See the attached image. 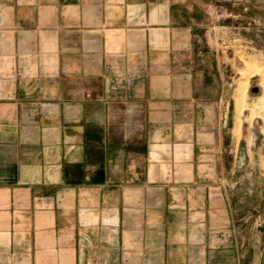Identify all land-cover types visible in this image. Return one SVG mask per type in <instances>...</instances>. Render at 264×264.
<instances>
[{
	"label": "crops",
	"instance_id": "0c3cea01",
	"mask_svg": "<svg viewBox=\"0 0 264 264\" xmlns=\"http://www.w3.org/2000/svg\"><path fill=\"white\" fill-rule=\"evenodd\" d=\"M225 6L264 0H0V264H264L225 169Z\"/></svg>",
	"mask_w": 264,
	"mask_h": 264
},
{
	"label": "rangeland",
	"instance_id": "374dc122",
	"mask_svg": "<svg viewBox=\"0 0 264 264\" xmlns=\"http://www.w3.org/2000/svg\"><path fill=\"white\" fill-rule=\"evenodd\" d=\"M226 9H229L225 6ZM225 11L216 17L210 33L214 46L224 54L227 72L226 131H230L225 155L226 175L246 232L257 224V238L264 244V11L256 18L233 17ZM248 17L247 12L243 13ZM235 18V20H233ZM211 29V28H210ZM258 87L259 91L254 88ZM239 95L241 103L237 102ZM235 149L234 153L230 149Z\"/></svg>",
	"mask_w": 264,
	"mask_h": 264
},
{
	"label": "water",
	"instance_id": "95a60500",
	"mask_svg": "<svg viewBox=\"0 0 264 264\" xmlns=\"http://www.w3.org/2000/svg\"><path fill=\"white\" fill-rule=\"evenodd\" d=\"M254 90H255V91H259V88H258V87H256V88H254Z\"/></svg>",
	"mask_w": 264,
	"mask_h": 264
},
{
	"label": "built area",
	"instance_id": "2783aa9c",
	"mask_svg": "<svg viewBox=\"0 0 264 264\" xmlns=\"http://www.w3.org/2000/svg\"><path fill=\"white\" fill-rule=\"evenodd\" d=\"M227 11V10H226Z\"/></svg>",
	"mask_w": 264,
	"mask_h": 264
}]
</instances>
